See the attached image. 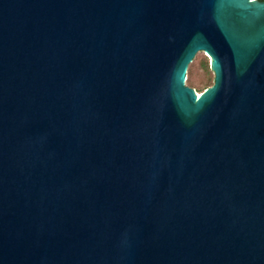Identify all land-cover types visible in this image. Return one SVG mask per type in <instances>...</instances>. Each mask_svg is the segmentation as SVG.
I'll list each match as a JSON object with an SVG mask.
<instances>
[{
    "label": "water",
    "instance_id": "water-1",
    "mask_svg": "<svg viewBox=\"0 0 264 264\" xmlns=\"http://www.w3.org/2000/svg\"><path fill=\"white\" fill-rule=\"evenodd\" d=\"M0 264H264V0H0Z\"/></svg>",
    "mask_w": 264,
    "mask_h": 264
},
{
    "label": "rangeland",
    "instance_id": "rangeland-1",
    "mask_svg": "<svg viewBox=\"0 0 264 264\" xmlns=\"http://www.w3.org/2000/svg\"><path fill=\"white\" fill-rule=\"evenodd\" d=\"M214 78L210 56L206 52L200 51L190 64L187 84L194 87L197 92L202 93L206 88L213 85Z\"/></svg>",
    "mask_w": 264,
    "mask_h": 264
},
{
    "label": "bare ground",
    "instance_id": "bare-ground-1",
    "mask_svg": "<svg viewBox=\"0 0 264 264\" xmlns=\"http://www.w3.org/2000/svg\"><path fill=\"white\" fill-rule=\"evenodd\" d=\"M199 93V92H198Z\"/></svg>",
    "mask_w": 264,
    "mask_h": 264
}]
</instances>
